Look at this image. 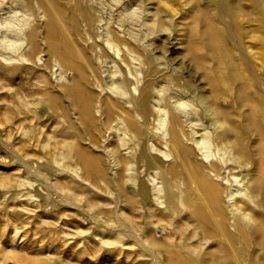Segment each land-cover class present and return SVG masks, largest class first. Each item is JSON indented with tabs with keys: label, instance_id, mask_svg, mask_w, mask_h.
<instances>
[{
	"label": "bare ground",
	"instance_id": "1",
	"mask_svg": "<svg viewBox=\"0 0 264 264\" xmlns=\"http://www.w3.org/2000/svg\"><path fill=\"white\" fill-rule=\"evenodd\" d=\"M59 1L0 0L1 66L17 70L18 82L31 76L37 87L30 93L12 90L22 108L15 105L9 129L0 118L4 138L9 139L14 130L33 148L28 150L32 153L19 152L21 147L15 141L8 148L15 161L31 177L48 180L41 171L56 170L52 164H60L68 154L71 164L58 169L75 181L86 182L96 193L100 191L94 182L103 179L112 182L118 193L123 192L121 180L127 173L141 200L151 197L171 211L177 209L178 215L182 213L180 206L191 218L188 222L199 227V237L189 247L174 241L185 253V263L199 264L197 245L202 248L215 237L220 245L207 251L201 264H264V145L253 153L243 141V132L263 137L264 112L253 104V111L245 115L248 118L251 114L259 123L249 121L239 130L230 114L203 93L196 74L180 63L174 65L168 55L173 45L169 37L174 33V27L166 26L172 23L170 15L198 10L200 4L195 0H158L155 7L145 0H98L94 6L86 5L85 10L80 9V26L73 28L76 41L72 42L82 60L81 70L75 65L70 45L56 39L52 22ZM74 1L80 5V0ZM257 1L256 10L247 16L254 15L256 20L264 18V0ZM216 2L228 6L232 22L225 19L224 26L229 35L234 31L253 36L248 27H238L232 11V7L240 9L236 0ZM191 59L201 67L198 57ZM229 70L232 76L238 74L232 65ZM0 74L8 79L3 69ZM215 77L221 86L228 83L221 74ZM214 84L210 89L213 93L219 89ZM50 87L60 97L56 102L49 91H40ZM22 110L32 116L19 118ZM44 113L54 114L60 138L45 133V139L35 124L32 133L25 129V121H38ZM35 147L44 149V154L33 157ZM194 148L200 160H190ZM172 154L180 158L183 170L172 164L166 170L161 168V158ZM138 162L157 170L149 171L147 166L146 177L137 180L132 173L137 172ZM44 183L46 204L77 207L64 197L56 180ZM51 190L59 191V195L53 198ZM119 198L120 194L114 201L116 225L88 215L101 231L113 230L101 237L103 243L118 244L121 234L133 233L131 219L117 204ZM157 212L160 218L165 216L163 211ZM139 244L152 264H175L182 259L178 250L162 253L161 243L142 240Z\"/></svg>",
	"mask_w": 264,
	"mask_h": 264
},
{
	"label": "rangeland",
	"instance_id": "2",
	"mask_svg": "<svg viewBox=\"0 0 264 264\" xmlns=\"http://www.w3.org/2000/svg\"><path fill=\"white\" fill-rule=\"evenodd\" d=\"M145 1L149 5L159 6L158 0ZM195 1L200 4V9L169 14L172 23L167 22L166 26L174 27V33L169 37L173 45L169 46L168 50L172 63L174 65L180 63L194 72L197 81H200L203 93L211 95L217 105L230 114L229 119L239 130L249 121L259 123L257 118L251 117V114L248 118L245 115L246 112L253 111V104L264 112V18L256 20L254 15L247 17L253 8H255L254 11L256 10L255 4L257 5L258 1L236 0L240 9L232 7L238 27H248L252 37L237 34L234 31L230 35L227 33L224 20L232 21L225 3L217 4L216 0ZM97 3L98 0H80L78 5L74 0H60L53 15L52 26L56 39L70 45L75 65L81 70L84 69L80 66L82 60L76 54L78 52L75 51L76 47L72 42L76 41L73 28L80 26V9L85 10L86 5L94 6ZM164 36L165 34L160 35L157 40L163 39ZM193 56L200 60V68L194 65L191 59ZM245 56L248 58L247 61L242 58ZM231 65L238 72L235 76H232L229 70ZM0 67V70L3 69L8 73V79H3L0 74V118L4 120V126L9 129L11 121L15 118L12 116L16 114L15 105L22 108L21 102L13 97L12 90L30 93L37 91V87L34 86L31 76L26 77V81L21 83L15 79L17 70H5L1 63ZM215 74H221L228 83L221 86V81L215 77ZM214 83H217L219 88L217 90L215 88V93L210 90ZM40 91L43 93L49 91L55 102L60 98L56 89L52 87ZM24 115H28L29 118L32 116L30 112L22 110L18 117L22 118ZM53 121H55L53 113H44L40 120L32 123L30 120L25 121L24 126L28 133H32L33 124H35L45 139V133L57 139L60 138V132L58 128H55ZM206 123L211 125L208 119ZM10 134L11 137L6 139L3 133H0V264H152L150 255L139 244L142 240L150 244H163L160 250L162 253L178 250L182 259L175 264H188L185 263V253L174 245V241L178 245L189 247L190 243L197 241L199 237L197 234L199 235L200 231L199 227L194 228V225L188 222L191 218L180 206L178 209L182 210V213L178 215L177 209L171 211L165 204L160 205L151 197L141 200L136 193L134 183L128 180L127 173H123L121 180L123 192L118 193L112 182L103 179L94 182L98 190L102 191L96 193L94 189L86 185V182L75 181L67 177L65 171L59 170L71 164L68 154L67 157L60 159L62 161L59 160L60 164H52V168L56 170L41 171L46 174L48 180L38 176L31 177L15 161L8 148H12L15 141L19 142L18 145L22 148H19V152L32 153L28 150L33 148L25 142L26 137L19 138L14 130H11ZM243 135L245 145L253 153L264 145V134L262 137L259 133L247 135L243 132ZM68 138L71 139L70 136ZM49 142L53 144V139L49 138ZM1 143L8 147L5 149ZM44 152V149L35 147L33 157L43 155ZM172 155L161 158L162 161L159 163L161 168L166 170L172 164L178 170H183L180 158L176 154ZM261 156H264V151ZM189 158L192 161L201 159L196 148L189 154ZM147 166L143 162H138L135 167L137 172L133 171L132 176L140 180L146 177L147 172L157 170L155 167L148 166L151 168L148 171ZM116 169L117 166L113 168V171ZM245 171L246 168L242 170L243 173ZM27 180L32 184H28ZM55 180L63 189L64 197L78 209L56 203H45L41 183H52ZM100 181H104L105 184ZM66 188L70 190L65 191ZM109 191L111 194L108 193ZM51 194L53 198H56L59 191L51 190ZM119 194L117 204L120 206V211L126 213L131 219L133 233L131 236L121 234V242L118 244L103 243L101 237L114 233L113 230L104 228L101 231L89 220L88 215L95 214L116 225L118 222L114 212V201ZM157 210L163 211L165 216L160 218ZM124 216L122 213L119 215L122 219ZM218 245H220L219 239L215 237L202 248L197 245L198 251L195 255L200 261L199 264H201V257L207 251H214Z\"/></svg>",
	"mask_w": 264,
	"mask_h": 264
}]
</instances>
